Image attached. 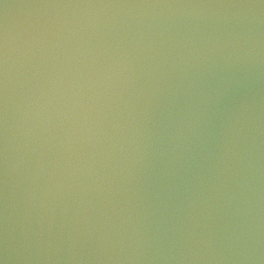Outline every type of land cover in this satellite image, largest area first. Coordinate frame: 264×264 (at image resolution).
<instances>
[{
	"label": "water",
	"instance_id": "water-1",
	"mask_svg": "<svg viewBox=\"0 0 264 264\" xmlns=\"http://www.w3.org/2000/svg\"><path fill=\"white\" fill-rule=\"evenodd\" d=\"M0 73L110 89L264 137V0H0Z\"/></svg>",
	"mask_w": 264,
	"mask_h": 264
}]
</instances>
